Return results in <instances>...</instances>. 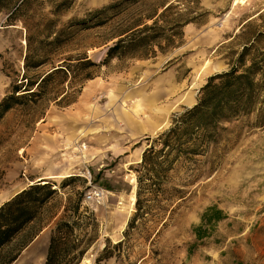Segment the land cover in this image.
I'll return each mask as SVG.
<instances>
[{
    "label": "rangeland",
    "instance_id": "1",
    "mask_svg": "<svg viewBox=\"0 0 264 264\" xmlns=\"http://www.w3.org/2000/svg\"><path fill=\"white\" fill-rule=\"evenodd\" d=\"M61 2L0 0V103L16 86L24 95L0 123V207L33 185L50 183L56 191L38 223L42 230L14 264H45L53 230L66 208L71 219L77 203L83 217L76 234L88 243L80 264H264L258 112L224 124L217 146L181 158L152 188L144 183L147 214L133 221L141 163L153 141L198 105L209 80L230 71L242 53L248 50L240 72L251 59L264 65V0H73L58 13ZM168 8L167 23L179 15L187 21L180 43L165 52L155 47L152 57L106 62L116 34L138 21L150 26ZM85 20L86 27L78 23ZM48 30L62 31L57 49L42 46ZM29 52L50 64L27 72ZM87 62L95 65L85 70ZM204 64L208 73L185 103ZM65 67L69 73L34 86L35 94L25 91L30 81ZM86 74L92 77L84 80ZM62 174L70 176L47 179ZM95 187L105 191L103 203H84ZM209 208L224 219L195 231Z\"/></svg>",
    "mask_w": 264,
    "mask_h": 264
},
{
    "label": "trees",
    "instance_id": "2",
    "mask_svg": "<svg viewBox=\"0 0 264 264\" xmlns=\"http://www.w3.org/2000/svg\"><path fill=\"white\" fill-rule=\"evenodd\" d=\"M72 1L62 0L56 12L67 10ZM109 9L94 15L103 17V13ZM171 10L172 8L166 9L150 26L138 21L116 34L119 39L108 48L106 62L114 58L129 60L152 57L156 55L155 47L162 52L175 47L183 40L182 29L187 21L179 15L167 23L166 19ZM153 17L150 16L149 19H154ZM160 21L165 26H159ZM87 22L88 20L78 23L86 27ZM55 24L52 23L53 26ZM61 32L48 30L42 46L51 49L60 47L63 43L60 40ZM247 51L241 54L238 64H235L230 71L212 77L201 90L198 105L175 119L172 127L154 140L145 151L141 163V175L138 179L137 214L133 221L139 216L144 217V213L147 214L145 202L142 200V193L146 189L144 183L149 182L146 187L152 188L155 180L160 179V176H167L174 163L181 158L190 159L206 153L212 146H217L227 132L223 127L226 123L249 117L256 112L261 118L259 124L264 123V99H262L264 65L251 59V65L240 72L245 66ZM262 60L264 61V58ZM46 64H50L48 58L35 60L30 52L25 58L27 72ZM94 65L92 62H87L84 68L87 70ZM65 71L69 73L70 69L53 68L41 81L35 83L30 81L28 86L31 88L27 90V86L25 91H32L28 95H33L34 86L43 88L50 79L58 74H65ZM91 77V74H86L84 80ZM21 89L22 86H16L13 93L1 101L0 123L9 111L22 104L24 95H17ZM55 195L56 191L52 189L50 183L37 184L22 191L0 207V264H14L39 234L44 224L38 226V223L41 222L46 207ZM80 206V203L73 206L70 220L66 219L69 210L65 209V218L57 223L52 232L45 264H80L88 249V243L84 244L85 241L76 234L83 217L80 214ZM223 219L222 211L209 208L202 217V224L195 231H201L204 225H211L213 221L218 222ZM197 237L201 239L203 235L197 232Z\"/></svg>",
    "mask_w": 264,
    "mask_h": 264
},
{
    "label": "bare ground",
    "instance_id": "3",
    "mask_svg": "<svg viewBox=\"0 0 264 264\" xmlns=\"http://www.w3.org/2000/svg\"><path fill=\"white\" fill-rule=\"evenodd\" d=\"M212 68V67H211ZM219 66H214L213 68H212V70H219ZM208 67H207V64H204L198 71H197V73H196V76H195V78L193 79V81H192V84L190 85V92L188 93V95H186L185 97H184V101H185V103H192L193 102V100H194V96H195V92L197 91V89L201 86V84H202V82H203V80H204V77H205V75L208 73ZM134 130H139V126H137V125H134ZM81 148H87V146L86 145H83ZM140 157H141V154L139 155V159H140ZM70 176V174L69 175H65V174H62V175H50V176H47V179H55V178H65V177H69ZM38 181H41V183H45L44 181H42V179H39ZM134 182V181H133ZM135 200H136V198H135V196H133L132 197V205H134V203H135Z\"/></svg>",
    "mask_w": 264,
    "mask_h": 264
},
{
    "label": "built area",
    "instance_id": "4",
    "mask_svg": "<svg viewBox=\"0 0 264 264\" xmlns=\"http://www.w3.org/2000/svg\"><path fill=\"white\" fill-rule=\"evenodd\" d=\"M91 181V176L87 178ZM105 198V191L101 188H93L90 190L89 194L85 196L84 203H90L92 205H100L103 203Z\"/></svg>",
    "mask_w": 264,
    "mask_h": 264
}]
</instances>
